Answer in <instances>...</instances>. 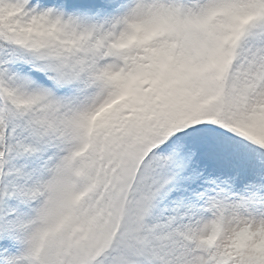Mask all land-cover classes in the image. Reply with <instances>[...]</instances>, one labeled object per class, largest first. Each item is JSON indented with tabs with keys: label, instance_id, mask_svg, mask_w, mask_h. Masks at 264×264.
I'll return each mask as SVG.
<instances>
[{
	"label": "snow or ice",
	"instance_id": "6c2138e0",
	"mask_svg": "<svg viewBox=\"0 0 264 264\" xmlns=\"http://www.w3.org/2000/svg\"><path fill=\"white\" fill-rule=\"evenodd\" d=\"M0 264H264V0H0Z\"/></svg>",
	"mask_w": 264,
	"mask_h": 264
}]
</instances>
